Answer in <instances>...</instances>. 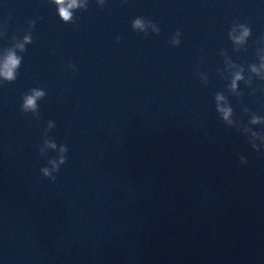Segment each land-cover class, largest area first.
<instances>
[{
	"label": "water",
	"instance_id": "water-1",
	"mask_svg": "<svg viewBox=\"0 0 264 264\" xmlns=\"http://www.w3.org/2000/svg\"><path fill=\"white\" fill-rule=\"evenodd\" d=\"M60 7L0 0V264H264V0Z\"/></svg>",
	"mask_w": 264,
	"mask_h": 264
},
{
	"label": "clouds",
	"instance_id": "clouds-1",
	"mask_svg": "<svg viewBox=\"0 0 264 264\" xmlns=\"http://www.w3.org/2000/svg\"><path fill=\"white\" fill-rule=\"evenodd\" d=\"M56 3L58 5H61L60 7V15L64 20H68L70 18L71 13L68 11L69 8L74 7L76 5V0H71V3L67 5V7H64V3L65 0H56ZM134 26L135 27H141V21L139 19H137L134 22ZM244 35H247V30L245 31ZM19 63L18 59L14 56H9L8 59L6 60L4 67H3V71H0V76H4L6 79H13L14 78V72L13 69L15 68V66ZM236 80L241 79V77L239 75L236 76L235 78ZM233 87H235V81L233 82ZM43 93L40 91H35L34 95H30V96H26L24 98V109H32L35 108V101L38 97L42 96ZM217 99H223V97L221 96H217ZM220 112L223 113V116L225 119H227V117L230 115L231 113V109L230 108H222V109H218ZM255 122V121H254ZM241 162L242 163H246V160L244 157H241ZM45 174L47 175V172L45 170Z\"/></svg>",
	"mask_w": 264,
	"mask_h": 264
}]
</instances>
